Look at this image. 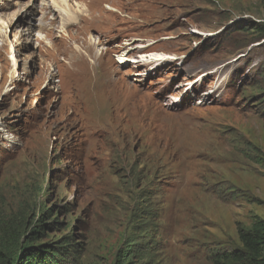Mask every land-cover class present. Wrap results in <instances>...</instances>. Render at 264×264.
Segmentation results:
<instances>
[{"label": "rangeland", "instance_id": "rangeland-1", "mask_svg": "<svg viewBox=\"0 0 264 264\" xmlns=\"http://www.w3.org/2000/svg\"><path fill=\"white\" fill-rule=\"evenodd\" d=\"M32 2L0 0V264L242 249L264 219V0H71L65 23ZM91 38L105 56L73 61Z\"/></svg>", "mask_w": 264, "mask_h": 264}, {"label": "trees", "instance_id": "trees-1", "mask_svg": "<svg viewBox=\"0 0 264 264\" xmlns=\"http://www.w3.org/2000/svg\"><path fill=\"white\" fill-rule=\"evenodd\" d=\"M264 31V30H260ZM44 226H41L42 229ZM32 234L40 236L39 231H33ZM37 236L31 237L36 241ZM239 239L243 246L242 249L223 252L216 256L215 264H264V219H256L253 225L248 229H242L239 231ZM46 247H40L39 249L27 250L26 264H48V258L53 257L56 249L55 247L45 249ZM123 264H126L125 256H123Z\"/></svg>", "mask_w": 264, "mask_h": 264}, {"label": "bare ground", "instance_id": "bare-ground-1", "mask_svg": "<svg viewBox=\"0 0 264 264\" xmlns=\"http://www.w3.org/2000/svg\"><path fill=\"white\" fill-rule=\"evenodd\" d=\"M35 1L36 0H33V2H35ZM33 2H32V4L34 5ZM70 2H71V0H42L41 5H44L45 7L49 6L48 8L52 7V8H54L55 12H57V11L60 12L61 21L65 23V22H68V19L71 17V11L69 10ZM74 7L77 8L78 12H81V13L84 12V10L81 8L82 6L79 3H76V4L74 3ZM106 8L108 10H111V8L109 6ZM64 17L66 19H64ZM3 19H4V17H3ZM64 23H62V25ZM64 32H65V30H64ZM65 36H67V35H65ZM68 37H70V34L68 35ZM84 45H86V44H84ZM98 46H99V44H97L96 40L94 38H91V40L89 42H87V48L83 49L84 47L80 48L79 46H76V53L74 52V53L70 54V58L73 61H75V56H79L80 60L87 59L92 64H97V61L101 60L103 58V56H105V53L101 52V50L97 51ZM93 48H94V51H92ZM125 57L126 56L119 57L118 62L125 63V62L131 61V60H128L127 57L126 58ZM168 58H170V57H167L164 54H158V53H151V54H145V55L140 56V60L144 63H147V64L148 63H155V62H159V61H164V60H167ZM141 61H139V62H141ZM133 62H135V61L133 60Z\"/></svg>", "mask_w": 264, "mask_h": 264}]
</instances>
